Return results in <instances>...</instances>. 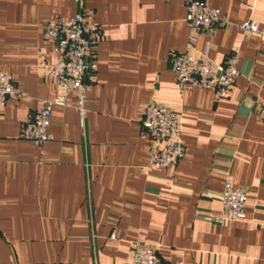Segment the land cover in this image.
Masks as SVG:
<instances>
[{"label":"crops","instance_id":"crops-1","mask_svg":"<svg viewBox=\"0 0 264 264\" xmlns=\"http://www.w3.org/2000/svg\"><path fill=\"white\" fill-rule=\"evenodd\" d=\"M188 0H0V70L25 98L0 112V264H133L135 242L164 263L264 264V0H205L221 25L210 45L222 64L239 50V76L227 98L180 92L171 60L185 52ZM85 11L102 28L86 82L84 122L70 99L53 106L51 140L22 138L24 125L58 96L47 74L56 61L44 39L50 20ZM181 112L186 154L173 171L147 168L144 106ZM248 191L247 218L223 221L226 180ZM114 235L115 239L111 236Z\"/></svg>","mask_w":264,"mask_h":264},{"label":"built area","instance_id":"built-area-1","mask_svg":"<svg viewBox=\"0 0 264 264\" xmlns=\"http://www.w3.org/2000/svg\"><path fill=\"white\" fill-rule=\"evenodd\" d=\"M81 3L80 0H76ZM187 16L190 34L185 52L171 60L175 82L180 92L187 88L212 90L218 100L227 98L231 87L239 76V50H234L222 64L210 58V45L201 52L196 50L199 35L213 38L221 25H228L220 11L210 7L205 0H188ZM240 31L264 37L258 22L249 20L236 26ZM102 28L90 24L89 15L78 11L73 17L47 24L44 39L52 44L55 63L48 66L47 74L57 82L58 96L53 102H43L41 108L30 118L22 130V138L40 146L51 140L49 133L51 109L53 106L67 107L68 101H75V110L82 122L87 116L86 79L95 73L96 65L92 55L94 39ZM12 76L0 70V112L9 100L25 98ZM257 117L264 121V99L255 103ZM139 127L150 142L147 168L173 171L186 154L183 144L181 112L166 104L144 106L139 118ZM248 191L234 186L228 178L221 197L223 221H244L247 218ZM115 239V236H111ZM133 264H183L164 263L154 246L135 242L132 248Z\"/></svg>","mask_w":264,"mask_h":264}]
</instances>
